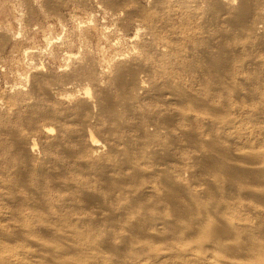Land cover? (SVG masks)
Returning <instances> with one entry per match:
<instances>
[{"label": "rangeland", "instance_id": "rangeland-1", "mask_svg": "<svg viewBox=\"0 0 264 264\" xmlns=\"http://www.w3.org/2000/svg\"><path fill=\"white\" fill-rule=\"evenodd\" d=\"M231 1L0 0V253L32 251L28 264H246L186 229L203 214L264 246V199L247 194H264L263 181L242 190L203 166L264 153V34L253 32L264 28V0H244L240 26ZM214 57L215 78L204 72ZM113 60L132 64L135 78L116 84L103 66ZM174 88L207 109L168 96ZM172 188L177 207L166 198ZM178 208L191 213L183 230L157 224ZM136 220L139 233L128 229ZM25 222L51 231L20 232ZM81 234L100 247L84 246Z\"/></svg>", "mask_w": 264, "mask_h": 264}, {"label": "bare ground", "instance_id": "bare-ground-1", "mask_svg": "<svg viewBox=\"0 0 264 264\" xmlns=\"http://www.w3.org/2000/svg\"><path fill=\"white\" fill-rule=\"evenodd\" d=\"M236 5L237 4H236L235 0L231 1V3H229L230 9H232V11H233L232 17L234 16L232 18L231 22L235 26H240V25L244 24L245 20L249 16V5L246 4V2L244 0L241 1L239 6H236ZM212 8L214 9L213 12L215 14L219 12V9H218L217 6L213 5ZM263 29H264L263 27L256 28V29L254 28L253 32L255 34H257V35H262L263 36V34H264ZM262 36H260V37H262ZM216 57H214V59ZM216 59H215V61L212 59L213 61L212 60L209 61L210 63L207 62V65H208L207 69L204 68L205 69L204 72L205 73L208 72L207 74H210V76L211 77L213 76V78L217 77V75L221 71L220 69L222 67V63H221L222 60L220 61L219 60L220 58L218 60H216ZM81 63H83V61H81ZM128 64H129V62H128ZM126 65H127L126 61H122V60H118V61H114L113 60V61H109V62H104V64H103V66L106 68V71H107L108 75H110V78L118 85H123L124 84L126 75L129 74L133 78H135V76H136V74H135L136 72L132 69V64L130 65L129 69L127 68ZM210 88H209V91H210ZM139 89H142L144 91L147 90L146 86L144 84H142V83L139 85ZM204 89H205V87L203 88V90ZM213 90H211V91H213ZM177 91L178 90L174 88V91L169 92L167 95L172 97V98H174L175 100H177L181 104H185V103L189 104L194 109L198 108L199 110H203L206 107L205 106L206 105L205 102H207L206 100H204L205 101L204 103L201 102V101L199 102V100H201L202 98L199 99V97H195L194 96L193 99H192L191 97L184 96V95L180 94V91H178V92ZM206 92H207V90L204 93H206ZM206 94H204V95H206ZM208 96H210V95H208ZM196 98H198L197 101H196ZM206 98H207V100L209 99L208 97L205 96V99ZM190 99H192V100H190ZM205 109H207V108H205ZM185 118H189V116L187 117V115H186ZM188 121H191L190 118L188 119ZM52 131L53 130L50 129V128L46 129L47 133H51ZM156 131H158V130H156ZM224 136H225V134H224ZM207 143H208V146L210 145V147H214L215 146V141H210V142H207ZM89 144L92 147L93 155H96L99 152L100 148H101L98 140H96V138L91 135L90 138H89ZM34 150H35V144L32 143V144L29 145L27 151L29 153L30 152L34 153ZM164 150H166V149H164ZM234 156L239 161V163H242L243 165H241V164L240 165H232V164L227 163L224 158L215 159V158L209 157V158L205 159V161H203V166L206 169L215 170L216 174H217V177L219 178L218 180L220 182H223L224 180H226L225 182L228 181V183L232 184V186L234 184L233 187H236V188L240 187V189H242V190H243V188L245 190V186L248 184L247 182H250L251 184L250 183L249 184L251 186H252V182H255V183L256 182L257 183L260 182V185L262 183L261 181H263V183H264V153L261 152V150L259 152H255V151L243 152V151H240L237 154H234ZM124 163L128 164V160H125ZM93 167H95V168H93V170H95V172H97V170H99L97 168V166H93ZM133 179H135V177ZM255 183H254V185H256ZM263 185L264 184H262L261 186H263ZM257 186H259V185H257ZM247 189L248 188H246V190ZM148 190L150 192L154 191L153 187L152 188H148L147 191ZM156 193H157V190H156ZM261 193H262V191L260 192V191L254 190V191H252L250 193H247V194H249V195L251 194L254 197H259V199H261V198L264 199V194L263 193L261 194ZM183 194H185L186 196H190L188 194L187 190H183ZM154 195H156V194L154 193ZM181 197L182 196H181L180 192L178 193L175 188L169 189L167 191V194H166L167 201L170 204H172V206L174 204L176 207L180 203V198ZM190 198H191V196H190ZM252 199H257V198H252ZM191 201L193 202L192 199H191ZM262 201H264V200H262ZM184 207H188V206L184 205ZM192 207H195V206H192ZM218 207H220V206H218ZM123 208L125 209V207H123ZM180 208H178L179 211L175 209L176 212L179 214V215H177V217L175 219H173V220H162V221H160L157 224L161 225L163 227L175 226L176 227V229H175L176 231L183 230L185 228V225H187V223L183 225L182 222H181L182 221L181 219L182 218L186 219V217L191 212L192 208L190 207L191 208V210H190V208L188 207L189 209H187V210L190 211L189 213L187 212L188 214H185L186 211L184 212V209L180 210ZM214 208L215 207H213V209ZM221 208L222 207H220V209L219 208H215V209L217 211H219V213H221V212L224 211V209L223 208L221 209ZM121 209H122V207H121ZM195 209H196V207H195ZM197 209L196 210L199 211V214H200L199 207ZM215 209L213 211H215ZM125 210H123V211H125ZM202 210H201V212H202ZM192 211H194V210H192ZM206 211H207V214H208V212L210 210L207 209ZM228 212H229V209H228ZM191 213H190V215H191ZM202 213H204V211ZM211 213H212V211H211ZM217 215H221V214L217 213ZM200 216H202V215H200ZM203 216H204V214H203ZM202 217H200V218H191L189 220L188 225L186 226L187 230L188 229H194V233H198L200 235V238H201L200 239L201 240L200 243H205V244H208V245L211 244L213 246V248L219 250L220 252L228 250V251H231V252H234V253H242V254H244V256H245V258L247 260L246 264H264V246L261 245L262 243L261 244H258V243H255V242L251 243L250 241H249L250 243H248V242L244 243L245 239L243 240L240 237V235H239V233L237 231V228L234 225H232V224L229 225L230 226L229 230L226 227H225L224 230H221V228L219 226V223L223 222L222 219L220 220L218 217H213L212 218V216L210 217V216H207V215L205 217H203V218ZM141 224H142V222L140 220H136L135 222L131 223L128 226V229L137 230V232L139 233L140 232L139 228H141V229L143 228V227L140 226ZM93 225L94 224H92L91 227ZM182 226H184V227L180 228ZM34 227L35 226L33 224H29V223L25 222V223L20 224L18 229H19L20 232H24V231L27 230L29 234H32L35 229L37 230V229H41V228L44 229L45 231H51L50 227H48L46 224L45 225L40 224L39 226H36V228H34ZM245 227H246V229L248 231L255 230V229H253V226L250 225V224H246ZM77 228H74V230H77ZM222 231H224V232L227 231L228 234L224 235ZM175 233H177V232H175ZM80 237H81L82 240H84V242H85L84 246H86L87 248L97 249V248L100 247V243H98L97 240H94L90 235H87V236L82 235ZM62 238H66V237H62ZM66 240H67V238H66ZM68 241H69V239H68ZM35 244H36L37 247H39L42 250L43 249H45V250L49 249L45 244L40 243L38 241H36ZM49 250H52V248L49 249ZM32 253H34V252L26 251V252H22V253L16 252V253H13V254L0 253V264H16L18 262H20L21 264H28V263H26L27 260H29L30 258L31 259L34 258L35 254L33 255ZM36 256L37 255H35V257ZM12 258H15V259H13V261H12ZM75 259H77V258H75ZM77 260H75V262H73V263H76ZM78 263L82 264L79 260L77 261L76 264H78ZM223 264H237V262L226 261Z\"/></svg>", "mask_w": 264, "mask_h": 264}]
</instances>
